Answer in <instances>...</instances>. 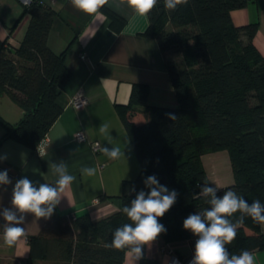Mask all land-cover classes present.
<instances>
[{"label":"trees","instance_id":"16d2710c","mask_svg":"<svg viewBox=\"0 0 264 264\" xmlns=\"http://www.w3.org/2000/svg\"><path fill=\"white\" fill-rule=\"evenodd\" d=\"M253 1L188 0L167 11L164 0H158L147 15L144 35L154 38L165 56L178 107L148 105L146 86L133 83L128 102L117 109L140 169L135 179L123 181L120 210L97 221L88 212H54L38 233L27 236L30 262L124 264L127 251L109 246L112 234L131 223L122 209L139 191H149L144 180L151 175L178 193L176 203L158 218L166 228L159 235L162 242L195 238L183 221L210 207L207 198H193L198 184H210L202 162L205 153L228 151L233 183L215 186L218 196L233 190L249 204L259 200L264 205V54L253 43L257 23L235 26L231 19V10ZM25 13L30 21L19 46L11 48L0 38V95L9 93L22 108L16 123L0 117L5 127L0 143L12 138L34 149L62 111L60 96L70 72L68 47L56 53L47 44L57 11L33 0L23 6L9 32ZM240 215L234 214L232 221ZM237 231L227 245L231 254L264 249V230L251 217L244 216ZM145 247L139 264H160Z\"/></svg>","mask_w":264,"mask_h":264},{"label":"crops","instance_id":"0c3cea01","mask_svg":"<svg viewBox=\"0 0 264 264\" xmlns=\"http://www.w3.org/2000/svg\"><path fill=\"white\" fill-rule=\"evenodd\" d=\"M39 1L58 13L47 44L56 53L68 47L65 63L70 77L60 96L62 111L36 148L31 149L12 138L0 143V156L7 157L0 161V171L8 170L12 180V184L0 186V210L11 207L12 187L18 179L27 177L37 186L53 183L58 177L51 171V165L62 161L75 180L61 194V202L54 212L61 216L88 212L97 221L120 210L123 181L135 179L140 169L117 106L128 102L133 83L146 86L148 105L177 108L178 101L165 66V56L156 40L144 35L149 25L148 16L135 14L126 3L120 4V0H108L101 14L95 16L77 10L71 0ZM23 6L21 0H0V38L7 39L11 48L19 46L30 21L29 13H25L9 32ZM231 19L235 26L257 23L253 43L264 54V0L231 10ZM78 92L85 94L87 102L74 107L70 100ZM102 124L108 125L106 135L99 132ZM79 130L85 132L87 139H75L74 134ZM94 140L100 142L97 152L90 145ZM103 147H120L124 156L109 159L103 154ZM221 153L209 155L216 159ZM85 167L95 168L96 174L83 175L81 170ZM207 178L210 185L223 187L218 175L211 179L207 174ZM48 220L26 214L22 225L24 236L13 247H8L4 243V221L0 217V264H52L30 262L28 258L27 236L38 233ZM261 229L264 230L262 224ZM161 246L173 250L182 259L194 251L192 238L163 243L158 236L145 247L147 255L160 261ZM251 252L255 264H264V249ZM124 264H139V261L134 262L126 252Z\"/></svg>","mask_w":264,"mask_h":264},{"label":"clouds","instance_id":"9594fccd","mask_svg":"<svg viewBox=\"0 0 264 264\" xmlns=\"http://www.w3.org/2000/svg\"><path fill=\"white\" fill-rule=\"evenodd\" d=\"M188 0H164L167 11H175L177 6L186 4ZM139 16H147L158 4V0H120ZM77 10L90 15H100V10L108 4V0H71ZM169 118L176 117L168 114ZM101 134L108 133V125L99 127ZM102 152L112 160L124 156L120 147H103ZM7 159L0 156V161ZM51 171L58 179L54 183H40L38 186L27 177L18 179L12 187L11 207L0 210L3 224V239L8 247H13L24 236L26 214H32L36 219H49L61 202V194L75 180L68 174L66 165L61 161L53 162ZM83 175L93 176L96 169L85 167ZM12 184L8 170L0 171V186ZM148 192L141 190L122 212L131 223H125L115 229L111 244L116 250H126L133 261L143 258V249L150 246L166 228L158 218L163 217L176 203L178 193L161 185L155 175L144 180ZM199 192L193 193L194 199L207 198L209 208L196 214H189L183 221V228L198 237L195 242L194 255L190 264H255L254 254L245 249L239 254H231L227 248L238 235V228L244 223V216H249L258 224L264 225V205L259 200L251 204L233 190L217 195L218 189L208 183L197 185ZM239 212L240 218L235 222L231 217Z\"/></svg>","mask_w":264,"mask_h":264},{"label":"rangeland","instance_id":"374dc122","mask_svg":"<svg viewBox=\"0 0 264 264\" xmlns=\"http://www.w3.org/2000/svg\"><path fill=\"white\" fill-rule=\"evenodd\" d=\"M177 57L179 60L182 58L180 54H177ZM0 117L5 121H9L10 123L18 121L22 117V108L7 92L0 95ZM4 132L5 127L0 122V137ZM215 152L222 153L217 156L216 159H212L209 153L202 155L203 166L206 170V174H208L211 179H213L215 175H218L221 178L219 184L225 187L233 183V174L228 151L226 149H222ZM223 153L225 155H223ZM162 259L163 258H161V260Z\"/></svg>","mask_w":264,"mask_h":264},{"label":"built area","instance_id":"2783aa9c","mask_svg":"<svg viewBox=\"0 0 264 264\" xmlns=\"http://www.w3.org/2000/svg\"><path fill=\"white\" fill-rule=\"evenodd\" d=\"M33 0H21L23 5H28ZM81 57H85V54H82ZM87 102V98L84 93L78 92L73 98H71L70 103L74 107H79ZM74 137L78 141H83L87 139V136L83 130H79L74 134ZM91 148L94 152L99 151L100 149V142L98 140H94L90 142ZM203 185V184H200ZM218 189V188H217ZM198 239V237L192 238V242L195 247V242ZM161 252L163 254V259L160 260V264H190V262L193 259L194 252L190 254V256L186 259L179 258L175 253H173V250L167 248L166 246H161Z\"/></svg>","mask_w":264,"mask_h":264}]
</instances>
